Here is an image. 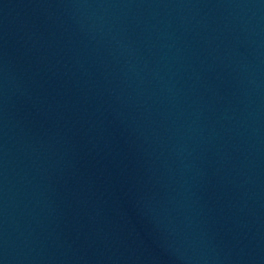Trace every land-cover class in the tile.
Segmentation results:
<instances>
[{
	"label": "water",
	"instance_id": "95a60500",
	"mask_svg": "<svg viewBox=\"0 0 264 264\" xmlns=\"http://www.w3.org/2000/svg\"><path fill=\"white\" fill-rule=\"evenodd\" d=\"M0 264H264V0H0Z\"/></svg>",
	"mask_w": 264,
	"mask_h": 264
}]
</instances>
